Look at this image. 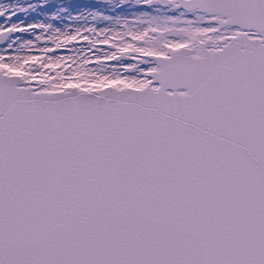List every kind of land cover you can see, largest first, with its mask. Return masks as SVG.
<instances>
[{"label": "snow or ice", "instance_id": "6c2138e0", "mask_svg": "<svg viewBox=\"0 0 264 264\" xmlns=\"http://www.w3.org/2000/svg\"><path fill=\"white\" fill-rule=\"evenodd\" d=\"M103 2L0 3V264H264V0Z\"/></svg>", "mask_w": 264, "mask_h": 264}, {"label": "rangeland", "instance_id": "374dc122", "mask_svg": "<svg viewBox=\"0 0 264 264\" xmlns=\"http://www.w3.org/2000/svg\"><path fill=\"white\" fill-rule=\"evenodd\" d=\"M3 2H7V0H0V3H3ZM13 2H16V0H13ZM22 2L37 3V2H39V0H22ZM49 2L50 3H56V4H70V5H72V7L74 9L73 14H78L80 12H85L86 13L88 11H93V10L105 11V9H106V5L104 4L103 0H49ZM137 7L143 8L144 6H137ZM160 7L162 9V12H165L167 14H171L166 7H164V6H160ZM139 10H142V9H137V8H131L130 9L127 6H125V9H124L123 13L119 12V9H117V10H115L116 11L115 13L106 12V14H112V15L123 14V15H128L129 18L131 19L132 15L136 11H139ZM33 16H34V18L36 20H40V19L44 18L42 16H37L35 14H33ZM64 23H68V22L65 21ZM57 25L60 26V27L64 26V24L60 23V22H57ZM97 26L98 27H104V26H106V24L98 23ZM17 35H22L25 39L33 38L28 33L17 34ZM0 47H3V46H0ZM69 47L74 49L75 47L86 48L88 46H87L86 42L81 41L80 43H78V44H76L74 46L70 45ZM98 47L101 48L102 52L110 50V49H108L107 46H98ZM8 51L11 52L12 50L9 49ZM93 52H95V50H93ZM33 54H38V53H33ZM56 54H58V55H67V54H70V53H68L67 50H63L62 49V50H58V52ZM109 63L110 64H115L117 62H109ZM89 67L96 68L97 66L95 64H92V65H89Z\"/></svg>", "mask_w": 264, "mask_h": 264}, {"label": "trees", "instance_id": "16d2710c", "mask_svg": "<svg viewBox=\"0 0 264 264\" xmlns=\"http://www.w3.org/2000/svg\"><path fill=\"white\" fill-rule=\"evenodd\" d=\"M116 12V11H115ZM115 12H113V13H115ZM119 12H121L120 10H119Z\"/></svg>", "mask_w": 264, "mask_h": 264}, {"label": "water", "instance_id": "95a60500", "mask_svg": "<svg viewBox=\"0 0 264 264\" xmlns=\"http://www.w3.org/2000/svg\"><path fill=\"white\" fill-rule=\"evenodd\" d=\"M17 35V34H16Z\"/></svg>", "mask_w": 264, "mask_h": 264}]
</instances>
